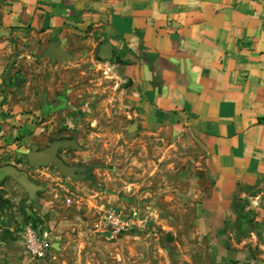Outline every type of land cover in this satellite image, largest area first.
<instances>
[{"label":"rangeland","instance_id":"1","mask_svg":"<svg viewBox=\"0 0 264 264\" xmlns=\"http://www.w3.org/2000/svg\"><path fill=\"white\" fill-rule=\"evenodd\" d=\"M91 28L68 36L67 61L40 49L9 54L0 166L38 189L30 197L0 177V264H264V184L216 201L197 134L137 124L123 100V52L99 56ZM59 137L75 141L61 156L88 177L27 164L31 144Z\"/></svg>","mask_w":264,"mask_h":264},{"label":"crops","instance_id":"2","mask_svg":"<svg viewBox=\"0 0 264 264\" xmlns=\"http://www.w3.org/2000/svg\"><path fill=\"white\" fill-rule=\"evenodd\" d=\"M88 26L123 52V100L137 124L197 134L216 201L264 184V0H0V87L12 51L55 39L66 51Z\"/></svg>","mask_w":264,"mask_h":264},{"label":"water","instance_id":"3","mask_svg":"<svg viewBox=\"0 0 264 264\" xmlns=\"http://www.w3.org/2000/svg\"><path fill=\"white\" fill-rule=\"evenodd\" d=\"M99 56L104 58H109L113 56L112 46L108 42L101 44L99 48ZM42 57H47L50 60H61L67 61L72 58V55L66 52L60 46V40L55 39L49 42L46 49L41 54ZM10 64L7 66L4 71V75L7 73ZM64 147H76L75 141L70 139H56L51 141L47 146L38 149L36 144H31L29 150L25 153V159L29 166L39 167L45 165H51L56 168L61 176L68 177L70 179H78L76 172L85 173L86 168L84 166L78 165H67L65 164L58 156L57 151L60 148ZM9 176L17 183H19L22 188L29 194L30 197H33L35 191L38 189V186L33 184L28 175L21 170H18L11 165L0 166V177ZM80 178H84L85 175L81 174Z\"/></svg>","mask_w":264,"mask_h":264},{"label":"flooded vegetation","instance_id":"4","mask_svg":"<svg viewBox=\"0 0 264 264\" xmlns=\"http://www.w3.org/2000/svg\"><path fill=\"white\" fill-rule=\"evenodd\" d=\"M61 102H62V98H60V97H59V98H56V99L54 100V103L49 104V107L52 108L53 106H56L57 104H59V106H60V105H61ZM41 105H43V102L41 103ZM59 139H60V137H59ZM50 142H51V140H48V141L45 143V145L42 146L41 148L47 146ZM41 148H38V149H41ZM61 152H62V149L60 148V149L57 151V156H58V157H59V158L65 163V164L71 166V164H68V163H66V162L63 160V158H62V156H61ZM81 174L85 175L84 178L88 177V176H89V169L86 168L85 173L76 172V175H77L78 178H80L79 176H80Z\"/></svg>","mask_w":264,"mask_h":264}]
</instances>
